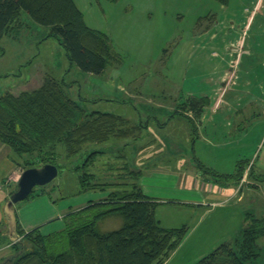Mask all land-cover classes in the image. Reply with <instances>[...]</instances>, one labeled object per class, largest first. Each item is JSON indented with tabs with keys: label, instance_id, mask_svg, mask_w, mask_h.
Segmentation results:
<instances>
[{
	"label": "rangeland",
	"instance_id": "rangeland-1",
	"mask_svg": "<svg viewBox=\"0 0 264 264\" xmlns=\"http://www.w3.org/2000/svg\"><path fill=\"white\" fill-rule=\"evenodd\" d=\"M75 1L84 15L86 24L90 28L105 32L110 39L112 37L109 32L113 30V21L116 19L120 21L123 34L115 36L114 41L111 40L114 42L112 43L114 50L119 55L118 60L110 62L101 75L82 72L69 62L60 41L55 37H48L51 29L36 23L25 11H22L20 21L0 41V94L10 92L19 95L24 91H33L38 89L47 77L56 80L65 79L69 85L70 97L75 99L87 113L100 111L127 118L134 125L144 127L140 134L143 138L137 141L118 139L108 144L89 145L87 151H83L79 157L62 159L59 163L63 166V170L54 181L44 186L45 193L14 206L16 211L28 208L24 215L25 219L40 218L41 222L51 219L43 226V233L63 227V219L58 214L62 216L80 209L90 200L106 197L112 190L109 188L85 192L79 190L78 173L82 170L76 169V166L83 163L93 151L106 152L105 156H98L101 162L99 165L101 175L105 173L106 164H110L108 166L110 170L107 171L115 175V178L119 174L127 176L129 171L140 170L144 176H149L150 184L156 185L155 189H158L161 198L195 199L198 192L196 188L202 187L204 178L209 184H216L219 180L206 170V167L210 168L214 164L212 147L207 146L206 151L202 153L201 145L191 144L196 137L190 126L183 119L177 120L171 117L176 108L175 104L181 101L178 96L181 90L188 85L197 86L199 78L204 79L207 74L214 71L212 65L199 64L196 58L188 60L185 56H183L185 62L189 61L190 65L192 63L194 65L181 66L180 57L182 40L186 35L190 37L192 34L190 32L194 17L198 13H223L218 8L217 0H205L206 4L200 2L197 4L196 1L191 0H119L117 3L107 0ZM148 8L151 10L147 11ZM128 13H134L136 18L133 20L127 18ZM150 14L155 20L153 25L145 24L141 18L142 15ZM186 70L188 72L184 73ZM186 78L188 79L186 85L182 84ZM202 84L205 86L206 83L202 82ZM119 85H123L127 91L142 92L146 95L165 94L168 98L158 100L160 102H148L147 99H137L136 102L129 97L127 91H119ZM155 103L163 106H157ZM167 120L171 122L167 128H160L157 121L166 123ZM260 126L259 129H257L259 126L252 129V137L242 146L245 148L238 150L241 152L239 159L245 160L250 151L252 154L258 150L256 144L261 141L260 137L264 136L263 125ZM134 135L133 133L132 136ZM128 143L130 145L126 146ZM263 145L264 142L260 145L257 154L260 156V161L264 160ZM237 148L239 149L240 146ZM114 166L122 169L114 170ZM165 168L178 170L182 175L188 174L189 177L187 179L183 177L182 182L194 189L190 192L186 191V188L180 185V177L177 180L179 186L175 187L174 180L166 177L168 172ZM144 176L141 177V185ZM109 179L111 181L114 177L111 176ZM13 189L15 192V186ZM35 190L39 192V187ZM255 194L254 204L251 198H247L239 206L234 204L237 200L235 198L231 204L240 211L255 210L259 213V210H264L263 193ZM35 205L39 208L36 209ZM156 216L163 227L187 226L190 230L197 218L192 207L170 204L157 206ZM236 218L233 223L226 224L219 212L209 217L187 240L172 264L195 263L199 257L208 255L222 243L235 239L242 230L238 215ZM122 225L123 219L120 216H108L97 223L101 232L115 231ZM3 231L9 232L8 220L3 223ZM10 245L0 249L1 260L13 255ZM260 245L264 248L263 239L260 240ZM259 264H264V251Z\"/></svg>",
	"mask_w": 264,
	"mask_h": 264
},
{
	"label": "trees",
	"instance_id": "trees-1",
	"mask_svg": "<svg viewBox=\"0 0 264 264\" xmlns=\"http://www.w3.org/2000/svg\"><path fill=\"white\" fill-rule=\"evenodd\" d=\"M217 1L224 5L229 2ZM22 11L51 29L48 37L60 41L69 62L82 72L101 75L110 62L119 58L110 37L86 24L74 0H0V41L20 21ZM68 89L65 79L47 77L33 91L0 94V142L10 148L12 161L24 171L52 164L60 173L62 159L79 157L89 145L143 138L140 135L143 126L114 113H87L70 97ZM209 103L205 97H190L176 105L171 117L183 119L197 137V122ZM187 113H192V117ZM170 121L157 122L164 128ZM105 154L91 152L76 169L82 170L78 173L81 192L109 188L110 193L70 213L64 229L50 235H44L40 228L25 232L15 214L17 241L0 224V249L11 244L13 250V255L0 259V264H164L169 259L186 238L188 227L161 225L156 216L159 203L144 193L140 183L142 171H129L127 176L119 174L115 178L107 171L110 164H106L101 175L98 156ZM237 166L236 175L227 178L240 183L245 165L239 162ZM115 169L122 167L114 166ZM206 170L222 177L210 168ZM111 176L114 179L110 181ZM44 188L34 190L26 200L42 195ZM108 216H120L122 227L111 232L99 231L98 221ZM246 221L247 225L233 241L222 243L195 264H259L264 251L260 245L264 218L252 214Z\"/></svg>",
	"mask_w": 264,
	"mask_h": 264
},
{
	"label": "crops",
	"instance_id": "crops-1",
	"mask_svg": "<svg viewBox=\"0 0 264 264\" xmlns=\"http://www.w3.org/2000/svg\"><path fill=\"white\" fill-rule=\"evenodd\" d=\"M191 1H196L197 4L199 2L206 4L205 0ZM218 3V8L223 13H198L194 17L190 32L192 34L190 37L186 35L184 40H182L181 57L179 55L182 60L181 66L190 65L189 61L185 62V57H188V60L196 58V60H199V64L212 65L214 71L207 74L204 79L199 78L197 86H194L195 88L189 85L186 88L184 87L178 96L181 101H185L193 96L205 97L209 100V105L202 113L200 121L197 122L198 135L195 139H191V144L201 145L202 153L206 151L207 146L212 147L214 164L210 169L222 175V177L219 178L216 184H209L208 180L204 178L202 187L200 189L196 188L198 192L195 199L187 197L179 199L159 197L158 189H155L156 185L150 184L148 175H143V191L147 196L154 198L159 203L158 206L170 204L172 206L192 207L195 216H197L192 230L189 229L190 231L184 241L164 264H172L192 234L201 228L209 217L214 216L217 212L223 216L226 224L233 223L238 215L242 229L247 225L246 219L249 215L253 214L256 217L264 218V210H259V213L255 210L246 212L242 209L240 211L236 206L231 204L235 198L237 200L234 204H238L237 206L243 204L247 198H251L252 204H254L256 202L254 196L257 192L263 193L264 200V160L260 161V156L257 155L260 145L264 142V136L260 137L261 141L256 144L258 150L252 152V154L250 151L249 156H246L245 160L239 159L241 152L238 151L245 148H242V146L246 145L245 141L252 137V129L258 126L257 129H259L260 125H263L262 129H264V0H229L226 5ZM149 10L151 8L147 9V11ZM116 17L120 18L119 16ZM127 18L133 20L136 17L134 13H128ZM141 18L145 24L153 25L155 22L151 14L142 15ZM117 20L113 21V30L109 32L112 37L111 40L115 36L123 34L121 33L123 27L119 24L120 21ZM112 43L114 44V42ZM183 56L185 57L183 58ZM192 65L194 63L190 66ZM185 72L187 73L188 71L186 70ZM187 81L188 79L186 78L182 84L185 83L186 85ZM202 82L206 83V87ZM118 88L121 92L127 91V88L123 87V85H119ZM127 92L129 97L136 102L137 99H147L148 102H157L158 100L161 101L168 98L165 94L146 95L142 92L129 90ZM155 105L163 106L156 103ZM187 115L192 117V113H187ZM238 146H240L239 149L237 148ZM238 159L245 165L243 178L246 181L242 186V180L240 183H237L232 178H227L236 175ZM165 169L168 172V176L166 177L174 180L175 187L179 186V181L177 180L180 177V185L185 187L186 191L190 192L194 189L182 182L183 177L185 179L189 177L188 174L182 175V172L180 174L178 170ZM248 169L249 171L247 172ZM23 172V168L16 166L12 161L10 148L0 142L1 225L5 223V220H8L5 213V205L14 191V186L15 189L17 188L18 181ZM146 184H149V186ZM104 198L105 196H102L101 199ZM91 201L96 202L98 200H90L87 204ZM35 206L36 209L39 208L37 205ZM85 206L80 207V209ZM14 208L15 214L19 216L17 218L20 226L25 232L40 228V231L43 233V226L51 220H42L41 222L40 218L25 219L24 215L27 213L26 209L28 208L18 211H16V207ZM80 209L70 211L62 216L58 214L63 219V227L43 234L50 235L63 230L66 225L67 216ZM238 230L237 233L239 234ZM237 233L235 236L238 235ZM202 257L204 256L199 257L196 262Z\"/></svg>",
	"mask_w": 264,
	"mask_h": 264
},
{
	"label": "water",
	"instance_id": "water-1",
	"mask_svg": "<svg viewBox=\"0 0 264 264\" xmlns=\"http://www.w3.org/2000/svg\"><path fill=\"white\" fill-rule=\"evenodd\" d=\"M59 175V169L52 164L40 168L25 170L18 181L17 190L11 195L5 205V213L9 221V236L13 241L18 240L16 234V216L14 206L26 200L36 187H44L54 181Z\"/></svg>",
	"mask_w": 264,
	"mask_h": 264
},
{
	"label": "built area",
	"instance_id": "built-area-1",
	"mask_svg": "<svg viewBox=\"0 0 264 264\" xmlns=\"http://www.w3.org/2000/svg\"><path fill=\"white\" fill-rule=\"evenodd\" d=\"M248 171H249V169L247 170V172H248ZM245 181H246L245 178H243L242 181H241V186L245 183ZM241 186H240V187H241Z\"/></svg>",
	"mask_w": 264,
	"mask_h": 264
}]
</instances>
